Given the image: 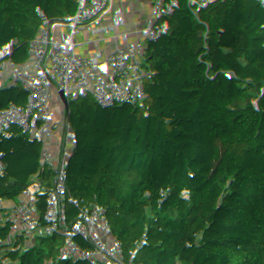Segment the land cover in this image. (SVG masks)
Returning <instances> with one entry per match:
<instances>
[{
  "label": "built area",
  "instance_id": "obj_1",
  "mask_svg": "<svg viewBox=\"0 0 264 264\" xmlns=\"http://www.w3.org/2000/svg\"><path fill=\"white\" fill-rule=\"evenodd\" d=\"M11 1L20 8L26 64L31 61L33 14L38 5L44 7L43 36L55 79L50 88H21V102L41 114L33 144L9 149L0 140V264H34L23 240L18 246L13 242L11 217L26 230L48 224L59 238L87 234L106 246L103 213L110 202L102 195L103 180L128 162L126 148L146 123V137L159 152L160 140L197 118L228 149L223 159L237 169L234 179L243 195L250 196L256 182L264 187L263 153H248L258 132L249 133L246 123L259 127L264 118L259 96L264 82L253 83L246 74V41L259 24L252 0H159L166 21L155 45L110 36L105 19L111 0ZM128 14L121 8L117 20L124 23ZM66 17L82 23L68 25ZM96 86L117 100L135 91L109 132L108 146L92 169L84 161L76 165L82 173L64 186L36 185L33 167L59 158L63 145L70 144L69 159L84 153L82 139L73 137L70 100L83 99ZM175 111L179 121L171 122ZM184 206L191 209L193 204ZM212 234L217 239V229Z\"/></svg>",
  "mask_w": 264,
  "mask_h": 264
},
{
  "label": "trees",
  "instance_id": "obj_2",
  "mask_svg": "<svg viewBox=\"0 0 264 264\" xmlns=\"http://www.w3.org/2000/svg\"><path fill=\"white\" fill-rule=\"evenodd\" d=\"M252 3L259 24L249 30L245 64L246 74L258 83L264 82V0ZM44 20L45 9L38 5L26 64L20 8L0 0V140L9 149L33 144L41 120L39 112L21 102V88L46 89L54 83ZM134 97L130 92L108 122L90 118L91 93L71 98L69 118L79 116L93 128L110 131ZM169 119L178 122L179 112ZM147 127L143 124L126 148L128 162L105 174L102 195L110 202L103 213L106 246L87 234L59 238L47 224L28 230V257L34 264H264V187L256 182L250 196L243 195L223 159L228 149L197 118L160 140L159 152L146 137ZM259 152L264 156V118L258 140L248 147L253 157ZM187 201L191 209L184 206Z\"/></svg>",
  "mask_w": 264,
  "mask_h": 264
},
{
  "label": "crops",
  "instance_id": "obj_3",
  "mask_svg": "<svg viewBox=\"0 0 264 264\" xmlns=\"http://www.w3.org/2000/svg\"><path fill=\"white\" fill-rule=\"evenodd\" d=\"M113 1L118 2L120 7L116 11V15L115 17H113V19H111L110 17L113 6L110 10L108 9L106 16L107 22L105 23L109 28L108 30L110 36L116 37L120 35L125 40L133 44L150 43L155 45L158 41V34L163 29L166 21V15L161 9L160 1ZM121 8H127L129 13L124 23H120L117 20V15ZM152 21H156L155 26L151 24ZM116 23L118 24L117 26ZM65 29L69 33H76V31L69 30V26H66ZM89 93H91L93 96V103L90 107L89 116L92 120L98 122H108L111 119L113 113L118 109L119 103L123 100H117V98L114 96L115 102H113L111 106H106L105 103L109 102V100L111 99L110 97L113 96L111 94L108 95L107 91L103 87H92L88 90L87 94ZM71 119L73 137H79L82 139L84 153L82 155L69 159L68 156L71 152L70 144L63 145L59 151V158L52 161L41 160L33 167L34 183L36 185L50 186L53 183H60L61 186H64L73 177L78 176L82 173L76 165L84 161L89 163L87 164V170L92 169L94 167V162L102 155L103 151L108 146L110 131L105 129L93 128L79 116H74ZM246 123L249 133L253 134L258 132L259 134V132L261 131V126L256 127L251 120L246 121ZM231 125L233 126V124ZM20 236L22 238L21 233ZM21 240H23V238Z\"/></svg>",
  "mask_w": 264,
  "mask_h": 264
},
{
  "label": "rangeland",
  "instance_id": "obj_4",
  "mask_svg": "<svg viewBox=\"0 0 264 264\" xmlns=\"http://www.w3.org/2000/svg\"><path fill=\"white\" fill-rule=\"evenodd\" d=\"M111 2H112L111 5L113 6V8H112V12L110 13V17H111V19H113V17H115V15H116V11L119 9L120 5H119L118 2H114L113 0H111ZM113 14H114V16H113ZM105 22H107V19H105ZM146 22H148V21H146ZM81 23H82V21L80 19H71L70 21H68L67 24L68 25L69 24H74L76 26H80ZM151 24H153V26H155L156 25V21H152ZM117 25L118 24L116 23V26ZM146 30H149V29H146ZM114 95H116V94H114ZM110 98L111 99L109 100V102L105 103L106 106H111L112 103L115 102V97L114 96L110 97ZM9 223H10V232H11V234H13V238H14L13 242H14L15 246H18V243L20 242V240L22 238L20 236V232L18 230L17 223L15 222V220L12 217L9 219Z\"/></svg>",
  "mask_w": 264,
  "mask_h": 264
},
{
  "label": "water",
  "instance_id": "obj_5",
  "mask_svg": "<svg viewBox=\"0 0 264 264\" xmlns=\"http://www.w3.org/2000/svg\"><path fill=\"white\" fill-rule=\"evenodd\" d=\"M67 19H71V17H66ZM231 172H233V174L237 173V169L231 167ZM19 226V231L22 235L23 238V242H24V250L25 252H27V247H28V230H26L20 223L18 224Z\"/></svg>",
  "mask_w": 264,
  "mask_h": 264
}]
</instances>
